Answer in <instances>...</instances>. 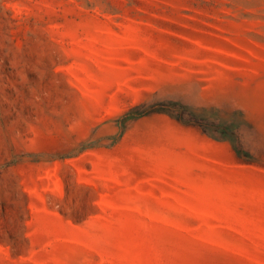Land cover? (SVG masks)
<instances>
[{"label": "rangeland", "instance_id": "obj_1", "mask_svg": "<svg viewBox=\"0 0 264 264\" xmlns=\"http://www.w3.org/2000/svg\"><path fill=\"white\" fill-rule=\"evenodd\" d=\"M0 264H264V0H0Z\"/></svg>", "mask_w": 264, "mask_h": 264}]
</instances>
